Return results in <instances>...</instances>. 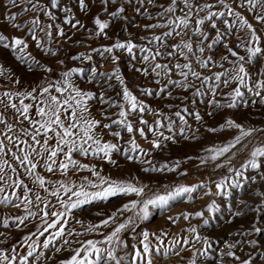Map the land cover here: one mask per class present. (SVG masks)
<instances>
[{
  "label": "rangeland",
  "instance_id": "374dc122",
  "mask_svg": "<svg viewBox=\"0 0 264 264\" xmlns=\"http://www.w3.org/2000/svg\"><path fill=\"white\" fill-rule=\"evenodd\" d=\"M34 4L36 8H33ZM84 4L86 7H82L79 0H58V6L54 8L51 0H17L15 6L11 0H0V35L9 40L13 37L24 39L28 44L24 55L28 57L30 54V58L21 60L17 51L0 45V68L3 69V75H0V116L5 121L0 123V139L6 146L5 154L0 155V167L4 169L0 173L4 177L0 187L5 189L0 193V264H21L22 257L29 251L33 256L26 264H65L74 250L88 240L99 241L97 246L101 249H115L121 264H133V261L144 264L134 255L136 248H142L141 234L144 231L149 233L153 264H193V261L195 264H243L250 258L252 264H264V157L256 158L261 163L259 169L250 165L242 167L252 159L251 152L255 148H264V90H261V96H255L238 81L230 80L225 84L224 80L230 79L228 76L219 81L215 79L218 73L234 74L233 64L241 63L230 54L229 48L247 60L246 48L240 45L242 40H250L251 30L242 27L243 19L253 26L261 39L259 46L264 47V23L257 19L264 15V0H252L251 4L247 0H225L224 4L219 0H188V6L183 0H109L107 4L102 0H84ZM65 8L69 11H64ZM120 8L124 11L120 12ZM169 8L174 11H167ZM230 11L240 15L229 14ZM113 12L117 13L115 17L111 15ZM213 12L217 15L207 19ZM221 12L223 16L219 15ZM12 15H16L15 23L21 28L12 26L13 22L9 20ZM97 17L108 22L106 35L95 34L98 31L94 23ZM183 17L189 21L187 27L179 24L178 18ZM34 19L39 21L38 25L32 23ZM200 19H204V24L198 23ZM170 20L175 23L169 24ZM152 24L165 27H145ZM60 29L63 35L59 34ZM165 32L172 35L164 37ZM155 36H161L162 40L155 41ZM129 41L136 45L131 53L126 49H114L111 54L104 51L118 42ZM186 44L191 46V51ZM142 48H151L153 53L159 52L160 55L145 62L142 57L146 53L141 51ZM200 48L204 51L201 52ZM113 56L117 58L115 61ZM204 61H207V67L203 66ZM156 63L167 65L170 71L165 74L164 69H157L161 73L157 76L151 71ZM178 64H188L190 70L177 68ZM245 67L252 77L249 86L264 80V56L251 65L245 63ZM144 68L149 69L147 75L141 71ZM66 72H72V75L65 77ZM100 73L107 75L101 76ZM193 73H198L199 77ZM115 75H119L133 95L146 105L143 113H129L132 133H128L124 125L112 123L121 119L120 105L125 109L130 107L123 99V86ZM108 76L112 78L108 79ZM50 84L53 87L49 93H42L41 89ZM56 87L64 91L57 92ZM235 88H240L242 97H235ZM74 89L91 93V98L84 100L87 111L73 99L76 97ZM145 89L152 94H144L142 90ZM28 92H32L35 99L25 98ZM51 96H56L61 103L65 99L69 101V105L60 109L66 127L71 123L69 113L75 109L77 114L79 127L72 129V137L63 138L75 140L78 145L83 137L81 129L86 127L85 121H99L92 134L102 143L110 142L118 147L112 151L111 161L104 158L103 153L93 155L96 145L88 141L84 145L86 148L91 145L88 155L79 151L72 153V159L78 162L76 166L69 164L67 170L60 169L61 162L68 163L64 156L68 148L63 145L64 151L53 158L56 162L52 164L49 151L45 149L57 147L60 137L55 133L60 132L63 136V130L51 125L55 131L46 132L40 125L48 117H41L37 111L40 107L49 109ZM21 99L24 104L32 105L29 120L11 107L16 104L22 111ZM233 102L235 107H227ZM177 112L180 116L175 115ZM141 120L148 123L143 124ZM229 120L242 125L245 130L254 131L250 136H242L241 142L230 152L213 160L214 153L208 149L235 143V138L241 136L240 129L227 126ZM104 124L112 127L105 128ZM8 125L12 126V131ZM140 128L144 129L145 136L139 134L137 129ZM113 132H120V136L112 135ZM32 135L40 141L39 144ZM8 136L12 140L7 139ZM133 138L138 148L133 147ZM45 140L47 144H44ZM153 140L160 142V148L153 146ZM25 155L36 163L34 170L27 161L22 164L15 159L16 156L23 159ZM47 164H52L53 171L47 170ZM80 165H88V168ZM165 165L174 171L143 170ZM38 176L44 178V186L39 184ZM100 178L144 187V194H118L76 209L62 207L61 200L67 203L76 200L71 193L65 194L62 184L75 185L73 191L79 190L81 184L88 191H97L99 189L91 188L89 182L99 184ZM21 180L26 187L18 186ZM219 183H223L222 193L217 188ZM180 186H197V190L170 202L166 209L150 206L147 220L140 219L139 208L117 213V209L133 200L143 202ZM57 190L59 197L52 196V191ZM37 195L40 200L36 199ZM4 197L10 202L4 201ZM53 211L65 213V235L45 248L48 237L61 226L58 224L57 229L44 232L45 220L51 223L56 219L51 215ZM201 212L203 216L196 215ZM114 213H117L115 222L88 231L90 226L99 225ZM129 217L136 226L119 234L123 243L105 244L106 237ZM255 228H260L261 232H256ZM64 240L69 243L64 244ZM157 247L160 252L155 251ZM164 252L168 255L165 256ZM228 252L235 256L227 255ZM4 255L9 256V261L3 260ZM84 255L86 253L82 252L81 256ZM237 256L239 260L235 258ZM107 264H115V261Z\"/></svg>",
  "mask_w": 264,
  "mask_h": 264
},
{
  "label": "snow or ice",
  "instance_id": "6c2138e0",
  "mask_svg": "<svg viewBox=\"0 0 264 264\" xmlns=\"http://www.w3.org/2000/svg\"><path fill=\"white\" fill-rule=\"evenodd\" d=\"M80 5L82 7H86L84 4V0H79ZM109 2V0H102V3L107 4ZM184 4L186 6H188V0H183ZM219 2L221 4H224L225 0H219ZM247 2L249 4L252 3V0H247ZM11 3L13 6L16 5L17 0H11ZM51 4L52 7H57L58 6V0H51ZM37 5H33V8H36ZM205 7H211V5H206ZM46 11V10H45ZM64 11H69V9L65 8ZM120 12H123L124 9L120 8L119 9ZM167 11L171 12L174 11V9L169 8L167 9ZM47 15L51 16L52 14L50 12H46ZM229 14H235L236 16H239V13H232L230 11ZM111 15L113 17H115L117 15L116 12L111 13ZM217 15V13H210L209 16L207 17V19L211 20L213 16ZM220 16H223L224 13L221 12L219 13ZM179 19V24L183 25L184 27L188 26V19L186 17L183 18H178ZM257 19L264 23V15L257 17ZM9 20L13 22L12 26L19 29L21 28V25L16 24L15 20H16V15H12L9 17ZM69 23L71 21H68ZM204 19H200L198 21L199 24H204ZM32 23L34 25H38L39 21L37 19H34L32 21ZM79 23V22H77ZM95 25L98 28V31L95 33L97 36L99 35H106L105 33V29H107L109 27L108 22L106 21H101L99 19V17H97L94 20ZM175 21H169V24H174ZM76 25H73V27H75ZM146 28H156V27H165V25L160 24V25H156V24H152V25H146ZM213 27H215V25L213 24ZM229 27H231V25H229ZM242 27H246L248 29L251 30V38L248 41H244L242 40L240 47H245L246 51L248 53L247 56V60L246 57L243 55H238V53L234 50H232L231 48L228 49V51L230 52V54L233 57H236L237 60L241 63H234L233 64V73H218L215 75V79L216 80H220L221 77H225L228 76L230 79H225L224 83L228 84L231 81H238L240 85L244 86L247 88V90L249 92L254 93L255 96H261V90H264V80H260L257 81L253 86H249L252 77L249 73V71L246 69L245 67V63H248L249 65H251L252 63L255 62V60L261 56H264V47L259 46L261 43V39L260 37L256 34V30L253 28V26L246 20L243 19L242 20ZM197 31H199V29H197ZM59 34L63 35V30L60 29L59 30ZM48 35H51V33H48ZM172 33L171 32H165L163 33L164 37L167 36H171ZM33 39H36L35 36H33ZM155 41L159 42L162 40L161 36H155L153 38ZM205 39H207V37H205ZM0 45H2L4 48H11L13 51H17L18 52V58L21 60H26L27 58H30V54L28 57H26L24 55L25 53V49L28 48V44L26 43V41L22 38H18V37H13L11 40H9V38L7 36L4 35H0ZM37 46L39 47L40 44L39 42L37 43ZM136 45L133 44L132 42H127V43H116L111 47H107L104 49L105 52L107 53H112L114 49H126L129 53H131L133 51V48H135ZM185 47H187L189 49V51H191V46L186 44ZM142 52H145L146 54L142 57V59L147 62L149 59L155 60L156 56L160 55L159 52L153 53L151 48H142L141 49ZM200 51L203 52L204 49L200 48ZM53 55H55V53H52ZM73 59H80V57H74ZM113 61H115L117 58L115 56L112 57ZM226 59V58H225ZM203 66L207 67V61L203 62ZM177 68H189L190 70V65L185 64V65H176ZM157 69H164L165 74H167L168 71H170L167 68V65H161L159 63L153 64L151 67V71L155 72V74L157 76H160L161 73L156 71ZM47 71H51V69H47ZM76 71V70H73ZM95 71V70H94ZM141 71H143V73L145 75L148 74L149 69L148 68H144ZM0 75H3V69L0 68ZM65 77L71 76L72 72H66L63 74ZM101 76H106L107 74L105 73H100ZM182 75H187V73H182ZM193 75H196L197 77H199L198 73H193ZM108 79H111L112 76H108ZM115 78L117 80H119L120 84L123 86V99L129 102L130 107L128 109H125L123 105H120L121 107V111L119 112V116L121 117V119L118 120H113L112 123L113 124H118V125H124L126 131L128 133H132L134 131L132 123L130 121H128V116L129 113H143L146 110V105H144V103L142 101H139L137 99V97L135 95H133V93L127 88V86L125 85L124 80L119 76V75H115ZM205 79H210L208 77H205ZM67 82V81H65ZM157 83H159V81H156ZM18 83V81H17ZM172 83H176V82H172ZM53 87V85H48L45 86L41 89L42 93H49L50 88ZM69 87H72V85L70 84ZM75 93H76V97H79L80 99H76V97H73V99L75 100L77 105H81L84 111H87V105L84 103V100L87 98H91V93H87V92H82L79 89H74ZM35 91V90H33ZM56 91L57 92H63L64 89L61 87H56ZM144 91V94L146 95H151V91L150 90H142ZM234 94L235 97H242L243 93L241 92L240 88H235L234 89ZM6 96H10V93H5ZM27 97H32L33 99H35L34 96H32V92H28L25 95V98ZM50 101L51 104L49 105V109L46 110L44 107H40L37 109L38 114L41 117H48V119L42 123L40 125L41 128L45 129V131H55V129H53L51 127V125H56L58 126L60 129L63 130V136H61L60 132H56L55 134L60 137V140L58 141V145L56 148L48 150L45 149L46 151H49V160L52 161V164H54L56 161L55 158L59 152H63L64 149L63 147H61V145L63 146H67L68 150L67 152L64 153L65 159L68 161V163H64L61 162L59 167L62 170H67L69 167V164H71L72 166H76L78 164L77 161L72 159V153L73 151H79L82 155H88L89 153V148H91V145H89L88 148H86L84 145L88 142V141H92L93 144L96 145V148L93 149L92 154L93 155H99L100 153H103V157L104 158H108L109 161H111V153L113 150H118V147L116 144L110 143V142H105L102 143L100 139H97L93 134V129L94 127L98 126L100 124L99 121H95V120H91V121H85L86 127L82 128L81 131L83 132V137L81 139V142L77 145L75 140H66L63 137H72L74 135L72 129L73 128H77L79 127V125L76 123L77 120V114L75 109H73L70 113H69V120L71 121V123L69 124V126H65L64 122L61 120L60 117V109L62 108L63 105H69V101L67 99H65L63 101V103H61V101L56 97V96H51L50 97ZM2 102V101H0ZM20 104L23 105V109L21 111V109L17 108L16 104H12L11 107L16 109L18 112L21 113V115L23 116V118L25 120H29V116H28V112L29 109L32 107L31 104H24V100L21 99L20 100ZM54 105V107H53ZM236 104L233 103H229L227 105V107L232 108L235 107ZM176 116H180V113L177 112L175 113ZM82 118V116H81ZM196 119H200V116L197 114L196 115ZM143 124H147V121L141 120L140 121ZM0 123H5V121L3 120V117L0 116ZM32 123H38V122H32ZM157 123H160L159 121H157ZM161 127H163V125H160ZM227 126L228 127H235L237 129H240L241 131V136H237L235 138V143H229L226 144L220 148H211L208 149V151L213 152L214 155L211 157L213 160L218 159L220 156L228 153L231 151V149H233L236 144H239L241 142V138L243 137H247L250 136L252 134V132L254 131V129L252 130H245L243 129L242 125L235 123L234 121H227ZM103 127L105 128H111L112 125L111 124H104ZM224 127V126H221ZM8 129L9 131H12V126L8 125ZM139 131V134L141 136H145V131L143 128L137 129ZM210 131H215V129H209ZM37 134H39V129H37ZM112 135L119 137L120 136V132H113ZM155 135V133H154ZM159 135L163 136V133H160ZM7 139L12 140L11 136H8ZM32 139L36 141L37 144L40 143L39 140H36V136L32 135ZM164 139H172V137H164ZM23 143V142H22ZM131 143L133 144L134 148H138L139 145L135 144V140L133 138V140L131 141ZM153 146L155 148H160V142L153 140L152 141ZM44 144H47V140L44 141ZM6 146L3 143V140L0 139V155H4V148ZM33 151H35V149H33ZM37 155H39V153H37ZM251 157L252 159H250L248 161V163L246 165H243L242 167L247 168L249 165L251 166V168L253 169H259L261 167V163L257 161V157H264V148H255L252 152H251ZM15 159L20 160L21 163L23 164L25 161H27V163L31 166V169H35L36 168V163H33L28 155H25L23 157V159H21V157L16 156ZM202 162H206L202 161ZM7 163V162H5ZM52 164H47V170L49 172L53 171L52 168ZM219 166H223V165H219ZM80 167L82 168H88V165H80ZM165 169H167L168 171H174V169L172 168H168L167 165H165L162 168H145L143 169L145 172L148 171H164ZM91 171H95L94 169H90ZM4 171L3 167H0V173H2ZM13 171H15V169H13ZM96 175H99L98 173H95ZM237 175H242V173H237ZM4 179V177L2 175H0V181H2ZM37 180L39 182V184L41 186H44L45 184V180L43 177H37ZM90 187L94 188V189H99L97 191H88L85 189V186L83 184L80 185L79 190L73 191V188L75 187V185H73L72 187H68L66 185H61V187L63 188L65 194L67 193H71L72 196L76 197V200L74 202L71 203H67L63 200H61V205L62 207H64L65 209H76L78 207H80L81 205L84 204H88L91 203L92 201L95 200H108L110 197L116 196L118 194H123V195H129V194H136L137 196H142L144 194V187H138L132 183H124V182H117V181H109L105 178H100V183L99 184H95V183H91L89 182ZM106 185V186H105ZM18 186H24L23 181L21 180L19 182ZM217 188L221 191V193L223 192V183H219L217 184ZM4 188L0 187V193L4 192ZM197 190V186H192V187H186V186H180L177 187L176 189H174L171 192H168L166 194H157L154 195V197L149 198L147 200H144L143 202L140 201H136L133 200L128 204H124L121 208L117 209V213H123V212H131L137 208H139V217L141 220H147L149 218V207H156V208H160V209H166L169 207L170 202L179 199L183 196H185L186 194H190L193 193ZM52 196H56L59 197V191H52L51 193ZM37 200H40L41 197L39 195L36 196ZM4 201L10 202L8 201V197H4ZM29 203H31V201H29ZM18 207V205H17ZM117 213L112 214L111 216H109L107 219L101 221V223L99 225H92L89 227L88 231H94L96 228L99 227H107L110 223L115 222L116 220V215ZM45 216L48 215L47 212L44 213ZM51 215L53 217H55L56 219L53 220V222L48 223L45 220V224L46 227L44 228V232L48 231V229L52 228V229H57V225L60 224L61 226L57 229V231L55 233L52 234V236L48 237L47 242L44 244V247L47 248L49 247L50 244L54 243L55 239H59L61 237H63L65 235V225H66V220L64 219L65 217V213L64 212H56L53 211L51 213ZM197 216H203V213H197ZM239 215V213H238ZM187 218V216H185V219ZM170 220H172V217H169ZM63 221V223H62ZM205 223H207V221H205ZM5 224H7V222L5 221ZM135 227V222L132 220L131 217L128 218V220H126L124 223H119L115 229L111 232V234H109L106 237V240L104 241L105 244H111L112 242H115L116 244H121L123 243V241H121L119 239V234L124 231L125 229H127L128 227ZM256 232H261L260 228H255L254 229ZM192 231H195V229H192ZM41 235H43V232L40 233ZM68 235H72V233H68ZM142 240H141V245L142 248H136L134 250V255L136 258H138L139 261L144 262V264H153V261L151 259L152 253H153V249L150 247V244L148 243L149 241V233L147 231H144L142 234ZM153 235H155L153 233ZM157 239H160L159 237H157ZM197 239H199V237L197 236ZM64 244H68L69 241L68 240H64L63 241ZM99 241H93V240H88L86 242L85 245H83L81 248L75 249L74 250V254L65 262V264H107L108 261H115V264H121L120 262V258H118L115 254V249L108 247L105 249H101L100 247H98L97 245L99 244ZM161 244H163V241H160ZM184 243H188V241H184ZM250 243H255V242H250ZM126 246V244H125ZM235 245H229V247H234ZM210 247V245H209ZM60 249L57 248V251H59ZM156 252H160L161 249L159 247H157L155 249ZM84 252L86 253V255L81 256V253ZM165 256L168 255L167 252L163 253ZM176 254H179V251L176 252ZM227 255L230 256H235L234 253L232 252H228ZM33 256V252L29 251L27 253V255L23 256L21 259V264H26V262L28 261V258ZM3 260L5 261H9V256L4 255ZM237 260H239L240 258L237 256L235 257ZM12 261L15 260V257L11 258ZM133 264H137V261H133ZM193 264H195V261H193ZM243 264H252V260L251 258L249 260H245L243 261Z\"/></svg>",
  "mask_w": 264,
  "mask_h": 264
},
{
  "label": "built area",
  "instance_id": "2783aa9c",
  "mask_svg": "<svg viewBox=\"0 0 264 264\" xmlns=\"http://www.w3.org/2000/svg\"><path fill=\"white\" fill-rule=\"evenodd\" d=\"M4 244H6V242L4 241Z\"/></svg>",
  "mask_w": 264,
  "mask_h": 264
}]
</instances>
